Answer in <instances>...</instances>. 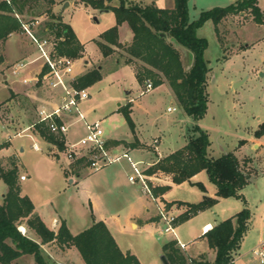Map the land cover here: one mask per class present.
<instances>
[{
	"label": "rangeland",
	"instance_id": "obj_1",
	"mask_svg": "<svg viewBox=\"0 0 264 264\" xmlns=\"http://www.w3.org/2000/svg\"><path fill=\"white\" fill-rule=\"evenodd\" d=\"M89 1L61 0L60 7L62 10L64 4L69 2L61 14L65 21L71 23L79 36L87 41V46L83 45L81 56L73 57L75 59L73 75L75 77L78 75L76 84L79 83L81 75L93 68L101 69L103 74L102 79L95 84L83 86L91 94L90 98L81 104L87 118L89 120L101 118L106 135L127 136L130 126L122 110H130L133 118L134 103L129 101V95H132L141 100L142 103L144 102L158 118L156 120L158 129H155L154 134L150 133L145 142H141L140 147L142 145V147H146V150L148 148L153 150L158 147L162 149L161 145L171 143V141L172 146H182L185 143V137L198 133L194 127L199 124L210 133L213 155L219 156L229 151L236 152L241 160L250 165L253 172L251 181L241 191L245 199L221 197L214 207L200 211L182 222H180L181 209H177V207H184L187 210L190 206L186 203H197L202 200L204 194L202 188L198 184L189 182L179 183L172 185L162 197L161 192L157 194L154 191L160 180L153 175H148V183L157 199L162 201L171 212L173 210L178 215L176 225L178 237L187 243L188 251L195 255L207 250L206 238L201 234L202 225L205 222L208 220L220 222L248 206L253 213V218L250 228L242 240L240 251L250 250V257L254 263L261 264L252 249L260 240L264 239V135L258 137L255 134L260 123L264 121V0H259L263 18L261 21H257L253 12L247 9L232 12L225 16L219 22L218 30L212 19L198 29V34L206 37L209 41L205 57L211 67L208 81V109L199 120L194 119L193 116L184 111L177 99L173 98L171 94L173 91L167 83L158 88L153 84V87L148 89L147 80L136 81V77L130 68L136 74L138 70L144 69L143 64L138 61L127 63L128 56L124 53V45L113 46L114 50L109 55H104L98 41H104L101 39L102 33L117 24V16L113 6H118L121 0H105V5L111 6L110 8H102L105 11L94 7ZM132 1L157 6L167 4V0ZM236 1L190 0V18L194 20L199 17L203 10L216 6H226ZM44 17L42 15L38 19H44ZM42 21L40 25H42ZM120 25L119 39L121 37L129 40L134 34L132 28L129 23ZM22 31L23 29L19 30L17 35L13 32L15 35L11 41L17 37L18 43L22 44V47L26 46L24 53L29 52V48H31L39 54L38 47L33 43L29 33H25L26 30L24 33ZM176 45L184 49L179 44L176 43ZM116 59H120L121 65L123 63L122 66H125L123 70L118 71L116 69ZM10 60L9 57L8 63L1 64L0 59V101L2 100L0 103V154L3 152V147H10V152H6L9 153L8 156L0 155V161L3 164L1 166L0 163V167L7 169L12 166L13 161L7 158L10 155L15 159L14 166L18 168L20 173H25L28 176L27 180L20 181L22 192L31 197L37 211L48 223L53 221L55 214L52 209L53 206L59 211H63L68 225L74 232L80 231L83 229L81 227L86 224L85 227L89 226L95 217L101 218L114 213L116 220L115 222L114 220L110 221L111 228L120 247L124 250L131 249L137 253L144 264H164L162 261L163 245L169 239L174 238L175 234L162 231V223L157 215L152 197L147 191L140 189L139 183L135 184L130 181L132 167L126 168L123 165L127 162L131 166L128 159L122 158L97 172L92 171L85 159H69L66 146L63 149L59 148L57 144L40 136L35 129H33L34 133L29 130L25 131L27 125L36 119L37 108L42 104H52L57 99L47 85L28 83L27 93H30V96L25 95L21 101L12 99L9 103L4 102V98L10 95L8 85L10 83L15 85L12 70L9 68L11 66ZM85 60L90 61L91 64ZM183 60L188 63V54L183 53ZM82 69H85L86 72L79 76ZM8 73H10L8 81H5L4 76ZM149 78L153 83V78ZM6 82H9L8 85ZM131 89L133 90L127 91ZM120 96L127 98L119 104ZM17 104L21 105L22 108L19 109ZM169 106H174L176 109L169 111ZM142 115L140 113V117ZM137 117H139L138 112ZM140 121L142 123L147 121L146 117H142ZM177 128H181L180 133L183 135L176 136ZM85 131L82 123L73 125L68 132L71 139H68V142H75L85 134ZM152 135L153 139L158 137L160 142L151 141L150 136ZM61 137L67 142V134ZM108 138L113 140L111 137ZM124 141L127 146L125 148L118 145L115 149L118 150V153L124 150L129 151V145L131 146L136 141L135 136L131 140ZM34 142L40 144L43 149H34ZM22 145L25 146L24 151H21ZM129 153L135 161L139 160L134 153ZM150 153L152 155L153 151ZM142 160L144 162L141 165L146 172V169L151 165L150 163L155 162L156 158L153 156L151 162L148 159ZM68 164L80 166L82 174H88L85 175V178H79L75 174L73 175L75 181L78 179L79 181L71 182L73 178L65 172ZM111 169L114 173L116 172L120 179V192L105 186V188L98 187L100 179L105 180ZM196 179L204 183L207 194L216 195V185L210 180L206 170L201 171ZM7 188L8 185L0 177V199ZM133 190L136 192H131ZM147 205L151 207V213L146 211ZM152 213H155L152 216L155 221H146L144 224H139L138 227L134 225L136 228L132 227L133 219L145 220ZM19 228L26 233L22 225ZM28 233L36 240H41L33 230H29ZM177 245L179 246L178 243ZM42 248L46 258L53 264H68L69 261L73 264H81V258L74 257V255L64 259L62 256L50 255L49 245L46 247L47 250ZM180 248L186 254L184 249ZM78 253L81 257L80 251ZM18 264H36L35 255L27 253Z\"/></svg>",
	"mask_w": 264,
	"mask_h": 264
},
{
	"label": "trees",
	"instance_id": "obj_2",
	"mask_svg": "<svg viewBox=\"0 0 264 264\" xmlns=\"http://www.w3.org/2000/svg\"><path fill=\"white\" fill-rule=\"evenodd\" d=\"M189 1L175 0L174 7L170 8L121 0L118 6H113L117 24L102 33L101 39L104 41L98 43L104 55H109L114 50L113 46L124 45V53L128 56L126 62L138 61L143 64L144 69L136 73L139 82L151 80L149 77H152L154 86L167 83L184 111L199 120L208 109L211 67L205 57L209 41L198 34V29L212 19L218 30V24L225 16L247 9L253 12L257 21L263 18L259 0H237L226 6L203 10L198 18L191 20ZM89 2L96 8L111 7L105 5V0ZM54 3L55 0H12L11 3L0 0V42L6 41L15 31L26 30L23 24H28L33 34L39 39H48L58 53L80 57L83 44L72 26L53 10ZM42 15L45 16L42 25L41 22L34 25V21ZM123 22H128L134 33L133 40L128 44L119 40V25ZM185 52L189 56L188 63L183 60ZM102 77L101 69L93 68L81 75L76 85H93ZM122 113L135 134L136 123L131 111L123 109ZM37 128L40 136L57 144L59 148L66 146L62 137L51 132L48 127L38 124ZM194 129L198 133L189 136L186 145L160 158L146 169L148 174L171 175L172 181L177 184L185 181L198 184L205 192L199 202L186 203L190 208L181 214L180 222L214 207L221 197L245 199L241 191L251 181L253 173L250 165L233 151L213 156L210 133L199 124ZM255 134L258 137L264 135V121ZM135 138L132 147L140 144L136 134ZM120 142L122 141L108 140V146L118 145ZM203 170L207 171L210 180L216 185V196L207 194L203 182L192 180L194 175ZM0 177L8 185L4 201L0 203V264H13L18 257L27 253L35 255L36 264H53L46 258L42 244L55 240L62 245L76 246L86 264H142L136 254L124 252L120 248L103 220L95 221L77 234L71 232L64 220L58 232L52 230L34 212L32 199L27 194H21L18 168L0 167ZM170 187L169 184L160 185L154 191L158 194ZM252 218L251 209L245 206L206 232L210 247L216 250L214 261H210L205 253L199 258L188 259L177 245V240L164 243V254L171 264H231L250 228ZM22 224L28 230H33L41 240H36L28 231L22 232L19 228Z\"/></svg>",
	"mask_w": 264,
	"mask_h": 264
},
{
	"label": "built area",
	"instance_id": "obj_3",
	"mask_svg": "<svg viewBox=\"0 0 264 264\" xmlns=\"http://www.w3.org/2000/svg\"><path fill=\"white\" fill-rule=\"evenodd\" d=\"M11 3L12 0H4ZM33 41L36 43L39 55L30 60L21 59L11 65L12 74L21 76L25 83H34L47 85L56 95V102L52 104H42L37 108V119L31 123L27 129L37 130V125L46 126L48 129L60 136L66 135L70 127L77 123H83L85 134L79 137L75 142H66L67 156L71 160L85 159L87 165L93 170L98 171L105 166L118 162L122 158H127L132 167L130 181L139 182L145 191H147L156 201L159 220L162 223V231L172 232L175 235L178 215L171 212L162 201L158 200L148 183V174L141 167L142 161H135L128 151L121 153L115 152L108 146V138L100 119L89 120L82 109V102L90 98V91L87 88L76 85L74 73V58L69 55L58 53L48 39H39L33 34L28 24H23ZM38 67L32 73L26 69L31 64ZM67 78H70L69 80ZM148 89L153 87L151 80H147ZM176 107L169 106L168 110H174ZM33 147L41 149L37 142ZM27 175H21L25 179ZM208 227H205V231ZM180 247L185 248V242L178 240ZM253 252L259 258L260 263L264 264V240L260 241Z\"/></svg>",
	"mask_w": 264,
	"mask_h": 264
},
{
	"label": "crops",
	"instance_id": "obj_4",
	"mask_svg": "<svg viewBox=\"0 0 264 264\" xmlns=\"http://www.w3.org/2000/svg\"><path fill=\"white\" fill-rule=\"evenodd\" d=\"M69 4V2H66L65 4H64V8L61 10V0H55V3L53 4V10L55 11V12H57V13H59L61 16H62V11L65 9V7H66V5H68ZM138 3H140V2H138ZM143 4V3H142ZM174 5H175V0H167V4L165 5V6H159V7H170V8H172V7H174ZM61 10V11H60ZM102 11H105V9H101ZM108 10V9H107ZM62 19H63V21L64 22H66V23H69V22H67V21H65L64 20V18H63V16H62ZM41 21L43 20V19H40ZM39 19L38 20H35L34 21V24H38V23H40L41 21H40ZM124 23H128V22H123L121 25H124ZM70 25H71V23H69ZM120 25V26H121ZM72 26V25H71ZM72 28L74 29V31H75V33H76V35H77V37H78V39L81 41V43L84 45V46H87V41H85V40H83L80 36H79V34H78V32L75 30V28L72 26ZM24 31L25 30H23L22 32L24 33ZM27 31H25V33H26ZM133 32V31H132ZM14 33H16V35L17 34H19V32L18 31H15ZM28 34V33H27ZM13 35H15V34H11V36L6 40V41H4V42H0V59H1V64H4V63H8V60H9V57H10V62L9 63H11L10 65H12L13 63H15L16 61H18V60H21V59H26V60H30V59H34V58H36L39 54H37L35 51H33L31 48H29V52H25L24 53V51L26 50V46H24V47H22L21 45H20V43H18V39H17V37L13 40V41H11L12 40V38H13ZM29 35V34H28ZM120 35V34H119ZM134 36V34H132V36H131V38L129 39V40H127V39H122L121 37H120V41L121 42H123V43H130L132 40H133V37ZM33 43H35V42H33ZM36 44V43H35ZM18 53H21L20 55H17ZM186 53V52H185ZM187 54V53H186ZM117 60V66H116V69L118 70V71H121V70H123V68H125V66H122L123 65V63H122V65H121V61H120V59H116ZM86 62H87V60H85ZM87 63H90L91 64V62L89 61V62H87ZM36 66L38 67V65H36L35 63L34 64H31L30 65V67L28 68V69H26V71H25V73H24V75H26L27 74V72H29V74L30 73H32L33 72V70H34V68L36 69ZM11 66H9V68H10ZM127 67H129L130 68V66H128L127 65ZM11 69V68H10ZM130 71L135 75V77H136V81H138L139 82V80L137 79V76H136V74H135V72H134V70L133 69H131L130 68ZM84 72H86V70L85 69H82V71L81 72H79V76H80V74H82V73H84ZM10 73H8V74H6L5 76H4V78L6 79L5 81H8V75H9ZM13 75V74H12ZM14 76V80H13V83L15 84V85H12L11 83H10V85H8V83L6 82V84L9 86V89H10V95L9 96H7L6 98H4V102H6V103H9L12 99H18V100H23L24 99V96L25 95H27V96H30V93H27L28 92V85L27 84H25L20 78H19V76H15V75H13ZM76 78H78V75L76 76ZM3 84H5V83H3ZM164 85H166V83H163V84H161V85H159V86H157V88L158 87H161V86H164ZM27 90V91H26ZM133 89H131V90H127L128 92L129 91H132ZM53 92V91H52ZM171 94H172V96H173V98H176L174 95H173V93L171 92ZM120 98V100H119V104L121 103V102H123V100H125V98H127V97H125V96H120L119 97ZM2 101V100H1ZM1 101H0V103H1ZM129 101H131V102H133L134 103V108H133V111H132V114H133V119H134V121H135V123H136V132H135V134H136V137H137V139L140 141V144H141V142L143 143V142H145V140H146V137L147 136H149V134L150 133H153L154 131H155V129L157 128V122H156V120H158V118H157V116H155L154 115V112L153 111H151L149 108H148V106L143 102L142 103V101L141 100H139L137 97H134V96H132V95H129ZM17 102V101H16ZM172 103H173V101H172ZM18 105V107H19V109H21L22 108V106L21 105H19V104H17ZM119 112V111H118ZM137 112H138V115H139V117H137ZM140 113H142L143 115H142V117L144 118V117H146V120L147 121H145V122H141L140 121V119L142 118V117H140ZM36 119H37V113H36ZM35 119V120H36ZM97 119H101V118H97ZM34 120V121H35ZM33 121V122H34ZM33 122H31V123H33ZM78 124V123H77ZM83 124V123H82ZM30 124H28L27 125V127L29 126ZM83 126H84V124H83ZM85 127V126H84ZM158 129V128H157ZM27 130H29V131H31L32 133H34L33 131V129L31 128V129H27ZM176 136H179L181 133V128H177L176 129ZM135 134L133 133V131L131 130V128H130V131H129V133L127 134V136H125V137H123V136H121V137H119V136H113V135H111V134H109V135H106V136H108V137H111V138H113V140H120V141H122V142H120L118 145H121V146H123V147H125L126 148V146L127 145H125L124 144V140H131V138L132 137H134L135 136ZM154 134V133H153ZM29 135H32V134H29ZM181 135H183V134H181ZM107 137V138H108ZM188 137L189 136H187V137H185L186 138V140H185V143L182 145V146H172L171 145V143H172V141H171V143L169 142V143H164L163 144V146L161 145V148L162 149H159V147L156 149H153V150H151L150 148H148L147 150H146V147H142V145H141V147L139 146V145H137V146H135V147H132V146H130L129 145V151L128 152H132V153H134L136 156H138L137 158H139V160L138 161H142V163L144 162L142 159H148V161L149 162H151L150 160L152 159V157L154 156L155 158H156V161H158L160 158H162V157H165V156H167V155H169V154H171L172 152H174V151H176L177 149H179V148H182L184 145H186L187 144V142H188ZM71 140L70 138H69V136H68V134H67V142L69 141V140ZM148 139V138H147ZM150 139H151V141H154L155 143H159L160 141H159V138L158 137H155V139H153V135L152 136H150ZM108 140H110L109 138H108ZM135 140H136V138H135ZM148 141V140H147ZM46 143V142H45ZM65 143H66V141H65ZM148 143L149 144H151L149 141H148ZM47 145H48V143H46ZM118 145H112V146H110L112 149H114V151H116L115 149H117V146ZM125 145V146H124ZM157 145V144H156ZM10 146H12V145H10ZM39 146H40V144H39ZM41 147V146H40ZM211 147H212V145H211ZM141 148H143V149H141ZM35 149V148H34ZM43 148L41 147V149H39V150H42ZM25 150V146H21V151H24ZM37 150V149H36ZM2 153L0 154V155H3V156H8L9 155V153L7 154L6 152H10V147H7L6 148V146L5 147H3L2 148ZM118 151V150H117ZM116 151V152H117ZM153 151V154L152 155H150L151 153L150 152H152ZM119 152H121V151H119ZM234 152V151H233ZM49 153V152H48ZM212 153V152H211ZM236 153V152H235ZM50 154V153H49ZM237 154V153H236ZM52 155V154H51ZM212 155H213V153H212ZM222 155V154H221ZM221 155H219V156H221ZM13 156V155H12ZM56 156V155H55ZM213 156H215V155H213ZM237 156L240 158V156L237 154ZM215 157H218V156H215ZM7 158H9L10 159V161H13V164H12V166H10V167H8V168H12V167H15L14 166V164L16 163L15 162V159L13 158V157H11V155H10V157H7ZM7 158H6V161H7ZM78 160H80V159H78ZM9 161V162H10ZM155 161V162H156ZM152 162H154V161H152ZM150 163V164H153V163ZM154 162V163H155ZM0 163H1V166H3V164H2V162L0 161ZM115 163V162H114ZM141 163V164H142ZM112 164V163H111ZM140 164V165H141ZM126 168H129V167H131L130 165H129V163H124L123 164ZM108 166V165H107ZM107 166H105V167H107ZM89 167V166H88ZM141 167H142V165H141ZM90 168V167H89ZM91 169V168H90ZM92 170V169H91ZM101 170V169H100ZM93 171V170H92ZM99 171V170H98ZM65 172H66V174L67 175H69V176H71L73 179H71V182H78L79 181V179L78 180H76L75 181V178L73 177V175H77L79 178H85L86 176V174H88V173H85V174H82V171H81V169H80V166H76V165H74V164H72V165H70V164H68L67 165V167H66V170H65ZM97 172V171H96ZM200 173V172H199ZM199 173H197L196 175H194L193 176V178H192V180L193 181H198L196 178H197V176H198V174ZM23 174H25V173H20L19 171H18V175H19V184H20V181L21 180H27L28 179V176L25 178V179H21V175H23ZM148 174V173H147ZM25 175H27V174H25ZM110 175V176H109ZM109 175L106 177V179L105 180H102V179H100V184L98 185V187H107L108 189L110 188V189H115V190H117V192H120L119 191V187H120V179H119V177H118V175L116 174V172L114 173L113 171H112V169L110 170V172H109ZM148 175H150V176H154V177H156L157 179H159L160 180V183H159V185L158 186H160V185H167V184H169V185H175V184H177V183H174L173 181H172V177H171V175H165V174H162V173H152V174H148ZM185 182H188V181H185ZM133 183V182H132ZM136 183H139V182H136ZM135 183V184H136ZM182 183H184V182H182ZM190 183V182H189ZM140 184V183H139ZM21 185V184H20ZM21 187V186H20ZM104 187V188H105ZM140 189L142 190V191H145L144 190V188L142 187V185L140 184ZM7 190H8V188L4 191V193L2 194V198L0 199V203H3V201H4V196H5V194H6V192H7ZM122 191V190H121ZM131 192H133V193H135L136 191L135 190H133V191H131ZM204 192V191H203ZM216 192H217V187H216ZM162 194H161V196L163 197L164 196V192H161ZM205 193V192H204ZM21 194L22 195H25L23 192H22V190H21ZM159 194V193H158ZM28 195V194H27ZM155 195V194H154ZM29 196V195H28ZM151 196V195H150ZM203 196H204V194H203ZM216 196V195H215ZM30 197V196H29ZM152 197V196H151ZM31 198V197H30ZM153 199V198H152ZM33 201V200H32ZM153 201L155 202V206H156V201L153 199ZM33 203H34V201H33ZM34 205H35V203H34ZM52 209L54 210V212H55V214H54V216H53V221L52 222H47V221H45L44 220V217L42 216V214H40L38 211H37V208H36V205H35V209H34V212L36 213V214H38V215H40V217L44 220V222L47 224V226L49 227V228H51L52 230H54V231H56V232H58V230H59V228H60V226H61V223H62V221L64 220V221H66V223H67V219L64 217V214H63V211L61 210V211H59L56 207H52ZM177 209H181V211H180V213L182 214L183 212H185L186 211V209L184 208V207H177ZM146 211L148 212V213H151V211H152V209H151V207L150 206H146ZM156 212H157V215H158V210H157V208H156ZM172 212H173V210H172ZM174 213V212H173ZM155 213H152L151 215L149 214V217L148 218H146L145 220H143V219H141V218H137L138 220H135V219H133L132 220V222H131V225H132V227H134V225H136V227H138L139 226V224H144L146 221H155V220H153L152 219V216L154 215ZM175 214V213H174ZM180 214V215H181ZM159 216V215H158ZM116 217H115V214L114 213H110L108 216H104V217H101V218H94V220L92 221V223L89 225V226H91L95 221H98V220H103V221H105V223L107 224V226L109 227V229H110V231L112 232V234H113V236L115 237V239H116V236H115V234H114V232H113V230H112V228H111V222L110 221H113L114 220V222H115V219ZM216 223H218V222H213V221H211V220H208L207 222H205L203 225H202V231H201V234L203 235V236H205V238H206V244H207V250H204V251H202V252H199L197 255H195V254H192L190 251H188V245H187V243H186V247L185 248H183L184 249V251L186 252V254L188 255H186L185 253V255L188 257V259H192V258H199L203 253H205L206 255H207V257H208V259L210 260V261H214L215 260V258H216V250L214 249V248H211L210 247V245H209V242H208V239H207V237H206V232H208L211 228H213V226L216 224ZM67 225H68V223H67ZM87 225V224H86ZM86 225H84L83 227H81V228H83V229H81L80 231H77V232H74L73 231V229H71V227L68 225V227H69V229L71 230V232L72 233H74V234H77V233H79V232H81V231H83L84 229H86V228H88L89 226H87V227H85ZM22 226L25 228V230H26V232L27 231H29L28 230V227L25 225V224H22ZM136 227H134V228H136ZM205 227H208V230L207 231H205ZM177 233V232H176ZM244 239V238H243ZM169 240H177V243H178V240H180V241H182L179 237H178V234H176L175 235V237L174 238H171V239H169ZM168 240V241H169ZM262 240H264V239H262ZM262 240H260V241H262ZM117 241V240H116ZM259 241V242H260ZM184 242V241H183ZM258 242V243H259ZM257 243V244H258ZM119 244V243H118ZM256 244V245H257ZM47 245H49V247H50V255H58V256H62L64 259H67V258H69L70 256H73L74 255V257H77V258H81V264H86V262H85V260H84V258H83V256H82V254H81V252H80V254H81V257H80V255H79V249L76 247V246H66V245H62L61 243H59V242H57L56 240L55 241H51V242H47V243H45V244H42V247H44V248H46L47 247ZM255 245V246H256ZM120 246V245H119ZM254 246V247H255ZM241 247H242V243H241ZM241 247H240V249H241ZM253 247V248H254ZM124 252H127V251H130V252H132V253H134V254H136L137 256H138V258L140 259V261H141V263L142 264H144L143 263V261H142V259L139 257V255L137 254V253H135L134 251H132L131 249H126V250H124L122 247H120ZM240 249H239V251L237 252V254L235 255V257H234V259H233V261L231 262V264H255L254 263V261L251 259V257H250V250H246V251H240ZM46 250H47V248H46ZM252 251H253V249H252ZM164 254V253H163ZM24 255H26V254H23V255H21L20 257H18L14 262H13V264H18V262L20 261V259L24 256ZM64 259H62V260H64ZM68 264H73L72 262H70L69 261V263Z\"/></svg>",
	"mask_w": 264,
	"mask_h": 264
},
{
	"label": "water",
	"instance_id": "obj_5",
	"mask_svg": "<svg viewBox=\"0 0 264 264\" xmlns=\"http://www.w3.org/2000/svg\"><path fill=\"white\" fill-rule=\"evenodd\" d=\"M68 4V3H67ZM162 261L164 264H171L170 261L168 260L167 256L165 254L162 255Z\"/></svg>",
	"mask_w": 264,
	"mask_h": 264
},
{
	"label": "bare ground",
	"instance_id": "obj_6",
	"mask_svg": "<svg viewBox=\"0 0 264 264\" xmlns=\"http://www.w3.org/2000/svg\"><path fill=\"white\" fill-rule=\"evenodd\" d=\"M24 228V227H23ZM21 229V228H20Z\"/></svg>",
	"mask_w": 264,
	"mask_h": 264
}]
</instances>
